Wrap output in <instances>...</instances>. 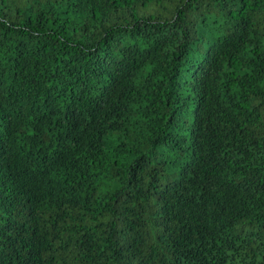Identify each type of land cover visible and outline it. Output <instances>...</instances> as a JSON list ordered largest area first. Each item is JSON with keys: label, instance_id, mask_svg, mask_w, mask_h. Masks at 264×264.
<instances>
[{"label": "trees", "instance_id": "16d2710c", "mask_svg": "<svg viewBox=\"0 0 264 264\" xmlns=\"http://www.w3.org/2000/svg\"><path fill=\"white\" fill-rule=\"evenodd\" d=\"M0 264H264V0H0Z\"/></svg>", "mask_w": 264, "mask_h": 264}]
</instances>
